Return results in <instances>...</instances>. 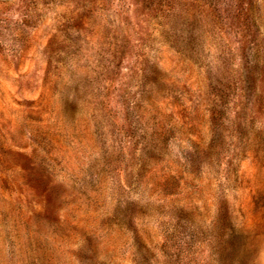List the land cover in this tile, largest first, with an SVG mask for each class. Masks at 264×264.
Segmentation results:
<instances>
[{"label":"rangeland","instance_id":"rangeland-1","mask_svg":"<svg viewBox=\"0 0 264 264\" xmlns=\"http://www.w3.org/2000/svg\"><path fill=\"white\" fill-rule=\"evenodd\" d=\"M0 264H264V0H0Z\"/></svg>","mask_w":264,"mask_h":264}]
</instances>
